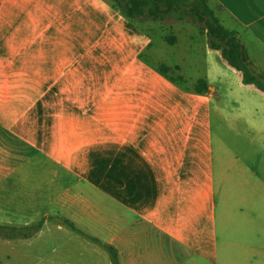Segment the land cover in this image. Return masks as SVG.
<instances>
[{"label": "crops", "instance_id": "1", "mask_svg": "<svg viewBox=\"0 0 264 264\" xmlns=\"http://www.w3.org/2000/svg\"><path fill=\"white\" fill-rule=\"evenodd\" d=\"M207 2L264 75V0ZM160 24L112 0H0V226L42 224L0 236V264H264V92L206 34Z\"/></svg>", "mask_w": 264, "mask_h": 264}, {"label": "trees", "instance_id": "2", "mask_svg": "<svg viewBox=\"0 0 264 264\" xmlns=\"http://www.w3.org/2000/svg\"><path fill=\"white\" fill-rule=\"evenodd\" d=\"M112 1L121 14L138 22H163L167 17H173L177 21L187 22L190 19L192 23L200 24L201 33L207 35L209 47L213 50L221 51L223 58L228 64L242 73L245 85H255L264 92V75L253 68L248 51L239 40L237 33L222 26L219 18L209 7L207 0ZM166 42L174 45L177 39L175 37H167ZM157 70L173 83H186V80L181 75L175 76L176 72L180 70L179 67L173 69L165 65H159ZM195 91L199 94H206L208 92V82L204 79L199 80L195 85ZM41 227L42 224L22 228L0 226V236L6 239L29 238L36 234ZM109 250L112 251L114 264H119L115 251L113 249Z\"/></svg>", "mask_w": 264, "mask_h": 264}, {"label": "rangeland", "instance_id": "3", "mask_svg": "<svg viewBox=\"0 0 264 264\" xmlns=\"http://www.w3.org/2000/svg\"><path fill=\"white\" fill-rule=\"evenodd\" d=\"M189 21H191V20L189 19ZM189 21L182 22V25H183L182 26L183 27V29H182L183 30V33L187 30V28L189 29L187 31V35L184 36L185 37V40H187V38H189L190 32H193L194 31L193 30L194 28H196L198 30V32L200 34H202L201 33V30H200V26L201 25L200 24H194V23H192V21L191 22H189ZM176 22L178 23L179 21H177L173 17H167V19L162 22V25L160 24L161 25V29L167 35L168 34H171L172 31H171L170 28H172L173 24H175ZM158 25H159L158 23L157 24L156 23L155 24H145V25H143V27L147 28L151 32H154V31H157V28L159 27ZM184 37L182 38L183 42L185 41L184 40ZM200 42L202 43V39L200 40ZM155 43H156V45H158V43H159L158 36L155 37ZM159 44H161V43H159ZM165 45H166L165 46V49H163L161 51L162 52L164 51L165 52V55L167 53L169 56L172 57L171 52H172L173 48H171V46H168L167 44H165ZM175 49H176L175 50L176 51L175 59L176 60H179L180 62H182L183 61V57L185 56V54L183 52V46L178 47V48H175ZM196 74H199V73H193V75H196ZM175 75H177V73ZM73 183H74V185H73ZM68 186L70 188L80 186L81 190L84 191V192H88L89 190L92 189V187L90 186V184L86 180H84V179H78L76 176H73V175H70L69 176ZM103 186H108V180H103Z\"/></svg>", "mask_w": 264, "mask_h": 264}]
</instances>
